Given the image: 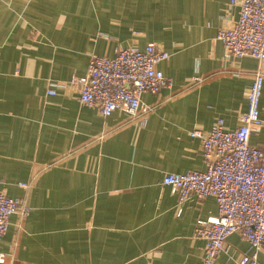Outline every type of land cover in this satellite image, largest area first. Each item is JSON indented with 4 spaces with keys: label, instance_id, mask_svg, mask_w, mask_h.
<instances>
[{
    "label": "crops",
    "instance_id": "1",
    "mask_svg": "<svg viewBox=\"0 0 264 264\" xmlns=\"http://www.w3.org/2000/svg\"><path fill=\"white\" fill-rule=\"evenodd\" d=\"M237 16L228 0H0V186L28 206L9 218L2 264L202 263L194 228L217 215L216 200L191 196L177 214L178 192L162 178L205 170L190 132L218 117L235 128L258 70L250 144H264V61L228 56L217 38ZM148 43L170 53L156 67L171 85L141 95L145 113L103 116L80 103L70 80L91 55ZM252 250L231 233L215 264Z\"/></svg>",
    "mask_w": 264,
    "mask_h": 264
},
{
    "label": "built area",
    "instance_id": "2",
    "mask_svg": "<svg viewBox=\"0 0 264 264\" xmlns=\"http://www.w3.org/2000/svg\"><path fill=\"white\" fill-rule=\"evenodd\" d=\"M228 6L236 7L238 16L228 27L217 31L226 54L264 61V0H228ZM169 56L168 51L154 43L143 48H119L113 57L91 55L85 75L70 82L77 86L80 103L97 109L101 115L119 110L135 116L149 109L141 101L143 93L157 94L171 85V79L156 67ZM262 84L263 73L258 70L247 91V109L238 115L235 128H226L218 117L208 132H190L200 139L205 170L168 173L162 178V184L178 192L177 214L182 211L180 204L191 196H213L216 200L217 215L197 219L194 228V235L204 243L201 264H215L227 236L234 232L253 249L238 264H255L257 251H264V144H250L259 119ZM27 212L25 201L7 196L0 186V241L10 216ZM4 256L0 253V264L4 263Z\"/></svg>",
    "mask_w": 264,
    "mask_h": 264
}]
</instances>
